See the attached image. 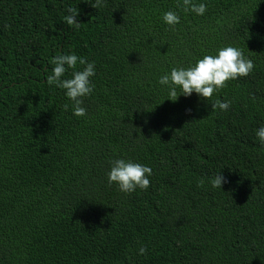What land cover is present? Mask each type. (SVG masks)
Segmentation results:
<instances>
[{"label": "trees", "instance_id": "1", "mask_svg": "<svg viewBox=\"0 0 264 264\" xmlns=\"http://www.w3.org/2000/svg\"><path fill=\"white\" fill-rule=\"evenodd\" d=\"M92 3L0 0V264H264V0H194L203 15L177 0ZM224 46L255 65L213 94L227 111L167 98L160 76ZM72 53L95 62L84 116L46 82ZM115 159L149 166L150 186L109 184Z\"/></svg>", "mask_w": 264, "mask_h": 264}, {"label": "clouds", "instance_id": "2", "mask_svg": "<svg viewBox=\"0 0 264 264\" xmlns=\"http://www.w3.org/2000/svg\"><path fill=\"white\" fill-rule=\"evenodd\" d=\"M92 6H101V0H95ZM176 7L184 12H194L203 15L207 6L204 3H194V0H177ZM69 13L64 22L69 26L80 27L77 20L78 9L69 7ZM162 20L170 26L179 23L180 17L173 10H169L162 15ZM83 66L82 70L77 69V63ZM51 74L47 75L46 82L55 85L57 88L65 90L66 97L72 101V113L75 116L86 115V108L83 107L82 97L90 95L94 89L90 77L95 75V62H89L85 57H78L75 53L61 54L51 60ZM67 66V67H66ZM255 65L251 59L246 57L243 51L234 46H224L216 50V54H206L202 58H197L194 64L188 67H172L168 73L160 76L158 82L168 87L167 98L176 101L179 94L190 96L193 92L205 100L211 101V109L227 111L231 106V101L219 99L213 100V94L226 87L229 80L248 76ZM67 69H73L71 78L62 79ZM179 89V90H178ZM65 111L69 104L63 105ZM256 137L261 145H264V126L256 130ZM152 169L139 162L125 159H115L110 161V170L107 173L109 184L115 183L118 189L124 193H131L137 188L146 190L150 186L149 176ZM226 178L217 173L210 180L213 188H221ZM204 180L198 181V186H203ZM146 248L141 247L139 254H146Z\"/></svg>", "mask_w": 264, "mask_h": 264}]
</instances>
